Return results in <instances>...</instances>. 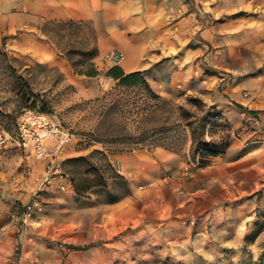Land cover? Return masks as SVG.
Here are the masks:
<instances>
[{
    "label": "rangeland",
    "instance_id": "obj_1",
    "mask_svg": "<svg viewBox=\"0 0 264 264\" xmlns=\"http://www.w3.org/2000/svg\"><path fill=\"white\" fill-rule=\"evenodd\" d=\"M184 2L194 34L180 41L167 56L140 70L160 101L142 97L140 88L126 90L116 83H109L101 97L84 100L77 95L74 85L63 82L57 71L33 66L23 69L18 60L0 53V131L14 139L19 115L25 110L41 111L44 107L46 113L55 116L78 140L75 145L79 150L95 143L103 144V150L108 152L156 146L179 154L188 150L183 177L192 179L200 169L199 151L192 156L182 111H189L194 118L212 112L215 117L206 124L202 137L207 142L218 143L227 136L229 147L231 144L235 147L229 158L247 156L245 176L258 177L264 183V113L254 117L231 103L235 101L246 109L264 112V0ZM204 29L209 34L202 38L198 33ZM68 30L75 33L76 41H81L78 39L86 29ZM72 37L68 38L69 43ZM124 56L123 52L111 50L101 60L119 65ZM72 58L83 61L77 56ZM31 95H36L38 100L33 102ZM191 98L201 102L203 108L191 105L187 101ZM115 101L119 103L112 107ZM169 128H174L172 133L166 131ZM138 139L144 140L137 143ZM8 142L13 143L5 141L0 152L6 151L4 146ZM103 150H91L85 156L87 163L63 166L78 195L74 191L64 195L68 189L36 190L25 202L37 204L28 222L23 225L12 218L25 204L10 211L6 220L17 226L19 233L27 230L32 220H42L53 228L60 226V231L54 229V234L42 241L44 252L60 258L58 264H63L68 254H74V264H258L264 250V188L228 203L224 201L202 215L193 214L178 225L171 216L173 225L165 223L157 233L153 227L154 209L144 202L134 219L139 221L136 228L129 227L132 226L129 220V226L125 225L117 236L85 242L90 237L89 226L103 218L96 208L123 192L121 176L109 162L111 170L106 169L105 158L95 153H104ZM26 157L36 161L28 154ZM89 166L95 169L96 178L84 174ZM137 193V200L142 199L141 191ZM115 213L109 207L108 219ZM164 219L161 217L159 221ZM76 232L84 242H73ZM157 235L166 242L154 241ZM19 253V246L14 243L9 264L15 263Z\"/></svg>",
    "mask_w": 264,
    "mask_h": 264
},
{
    "label": "crops",
    "instance_id": "obj_2",
    "mask_svg": "<svg viewBox=\"0 0 264 264\" xmlns=\"http://www.w3.org/2000/svg\"><path fill=\"white\" fill-rule=\"evenodd\" d=\"M187 13L184 0H0V53L18 60L23 69L33 66L55 70L63 82L75 86L81 99H95L106 92L109 83H115L104 75L114 66L102 62L104 53L123 52L125 56L118 66L126 74L143 70L194 34ZM78 27L86 29L82 35L80 33L78 40L81 41H76L75 33L68 30ZM208 29L198 34L203 38L209 34ZM70 36L74 37L71 43ZM92 49L97 51L91 62L98 74L92 77L75 74L71 65L74 56L66 53ZM231 103L239 104L242 108L235 107L247 114L248 111L264 113L246 109L235 101ZM75 142L78 140L74 138L65 147L64 160L85 157L91 150H103L104 147L95 143L88 149L79 150ZM4 148L6 151L0 152V264H9L14 243L20 252L14 264L61 263L58 256L43 251L42 242L45 236L54 234V229L60 231V226L53 228L42 220H32L31 226L19 233L17 226L6 220L37 190L34 178L43 175L45 165L27 158V153L16 144L8 142ZM234 148L231 144L223 157L215 158L205 169L196 170L192 179L183 177L188 150L184 154L170 152L163 146L131 152L103 150L108 162L125 179L130 195L114 204L96 208L103 213V218L98 224L89 226L90 237L85 242L105 241L117 236L125 225L129 226V220L132 221L129 227L136 228L139 221L134 219L139 215V205L144 202L154 209L156 222L153 227L157 233L165 223L172 226L173 218L178 225L183 219L193 214L202 215L224 201L228 203L263 190L264 183L258 177L248 179L245 176L247 156L229 158ZM60 182H67L69 187L64 195L73 193L68 179L57 180L54 187ZM138 190L143 194L140 200H137ZM89 195H92L91 191ZM109 207L117 212L111 219L106 214ZM161 217L165 218L164 222L159 221ZM155 238L157 243L166 242L164 237L160 239L157 235ZM72 240L84 242L77 232ZM73 256L68 254L63 264H74Z\"/></svg>",
    "mask_w": 264,
    "mask_h": 264
},
{
    "label": "trees",
    "instance_id": "obj_3",
    "mask_svg": "<svg viewBox=\"0 0 264 264\" xmlns=\"http://www.w3.org/2000/svg\"><path fill=\"white\" fill-rule=\"evenodd\" d=\"M67 56H77L79 58H82L83 61H71V65L73 67V70L75 71V74H79V75H85V76H95L98 74V72L96 71L94 64L91 62L92 59H94L97 56V51H95V49L89 50V51H68ZM5 55V54H3ZM83 62V63H82ZM105 77L112 79L113 81H115L116 86L119 88H123V89H133V88H140L141 92H142V97H146L147 99H150L151 101H160V98L155 95L151 89L149 88L144 75L141 71H136V72H131V73H124L123 70L120 68V66L118 65H114L112 67H110L109 69L106 70V72L104 73ZM27 91H29V86L27 85V83H24L23 85ZM30 99L33 100V102H35L36 100H38V97L36 95H31ZM105 99V98H104ZM191 105H194L196 109H202L203 105L201 102H199L196 99H188L187 100ZM118 101H115L112 105V107H117L118 105ZM235 106H237L238 108H242L239 104H235ZM150 108V107H148ZM147 109V106H146ZM145 110V109H144ZM38 111V110H35ZM40 111V110H39ZM38 111V112H39ZM41 113H45V114H49L45 112V109L43 107V109L40 111ZM183 112V118L186 120L185 122V127H187V129L190 132V136H191V154L192 156L199 151V160L197 162V166L200 169L206 168L208 166L211 165L212 159L216 158V157H221L225 154L226 150L229 147L228 144V137H224L222 138V140L218 143L216 142H207L205 141V139L202 137L204 135V129L206 124L215 117L214 113H204L202 114V116L199 117H193L189 111H182ZM248 114H251L253 116H257L259 114V112L257 111H248ZM193 117V119H192ZM174 128H169L166 131L168 133H172ZM177 132V130L175 131V133ZM152 136V135H151ZM146 139V137L144 138ZM144 139H138L137 143L140 141H143ZM100 142V141H99ZM166 150L173 152V153H177L175 150H171L168 149L166 147H164ZM139 149H144V148H137V149H133V150H139ZM150 148H148L149 150ZM132 150V151H133ZM131 152V151H130ZM96 154H101V156H103L106 160V169L111 170V166L109 165L106 155H104V153H98L95 152ZM87 157H77V158H70V159H65L62 163V173L64 176H67L64 171H63V166L66 164H80V163H87ZM95 169H93L92 167L89 166V168L85 169L84 174H89L92 175V178H96V173H95ZM75 173V172H74ZM73 172H71V175H74ZM122 178V182H123V192L121 194V196L117 197L116 199H112V200H107L105 201L103 204H114L116 202H119L125 198H127L130 193L127 187V183L125 181V179L123 177ZM69 179V178H68ZM69 181L72 184L73 187V191L75 195H78L79 191L75 185V183L73 182L72 179H69ZM92 191V190H91ZM258 264H264V250L261 253L259 260H258Z\"/></svg>",
    "mask_w": 264,
    "mask_h": 264
},
{
    "label": "built area",
    "instance_id": "obj_4",
    "mask_svg": "<svg viewBox=\"0 0 264 264\" xmlns=\"http://www.w3.org/2000/svg\"><path fill=\"white\" fill-rule=\"evenodd\" d=\"M74 140V136L67 131L55 116L35 110L23 111L16 121V137L13 139L8 134L0 131V145L11 141L29 156L45 165L44 173L35 177L38 191H51L56 188L65 191L69 187L67 182H60L54 187L57 180H66L62 173L64 149ZM36 203L25 204L19 214L12 215L21 224L25 225L30 215L34 212Z\"/></svg>",
    "mask_w": 264,
    "mask_h": 264
}]
</instances>
